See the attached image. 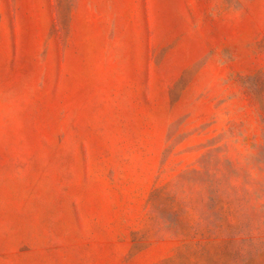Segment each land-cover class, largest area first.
Returning a JSON list of instances; mask_svg holds the SVG:
<instances>
[{
    "label": "rangeland",
    "instance_id": "1",
    "mask_svg": "<svg viewBox=\"0 0 264 264\" xmlns=\"http://www.w3.org/2000/svg\"><path fill=\"white\" fill-rule=\"evenodd\" d=\"M0 264H264V0H0Z\"/></svg>",
    "mask_w": 264,
    "mask_h": 264
}]
</instances>
